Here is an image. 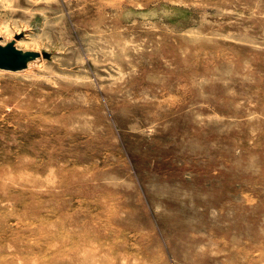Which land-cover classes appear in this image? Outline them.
<instances>
[{
  "label": "rangeland",
  "instance_id": "1",
  "mask_svg": "<svg viewBox=\"0 0 264 264\" xmlns=\"http://www.w3.org/2000/svg\"><path fill=\"white\" fill-rule=\"evenodd\" d=\"M0 37L50 53L0 70V264H264V0H0Z\"/></svg>",
  "mask_w": 264,
  "mask_h": 264
},
{
  "label": "water",
  "instance_id": "2",
  "mask_svg": "<svg viewBox=\"0 0 264 264\" xmlns=\"http://www.w3.org/2000/svg\"><path fill=\"white\" fill-rule=\"evenodd\" d=\"M40 57L49 59L50 53L19 48L15 45V39L3 43L0 40V70L22 71Z\"/></svg>",
  "mask_w": 264,
  "mask_h": 264
},
{
  "label": "bare ground",
  "instance_id": "3",
  "mask_svg": "<svg viewBox=\"0 0 264 264\" xmlns=\"http://www.w3.org/2000/svg\"><path fill=\"white\" fill-rule=\"evenodd\" d=\"M15 40H16V38H15ZM15 45H16V42H15ZM16 46H17V45H16ZM17 47H18V46H17ZM39 52H40V51H39ZM32 63H33V62H32ZM32 63H31V64H32ZM69 245H70V244H69ZM81 246H82V245H81ZM66 251H67V250H66ZM71 251H72V250H71ZM75 251H76V250H75ZM69 252H70V251H69ZM96 252H97V251H96ZM71 253H72V252H71ZM74 253H75V252H74ZM76 254H77V253H76ZM87 254H88V253H87ZM62 255H63V254H62ZM74 255H75V254H74ZM83 255H84V254H83ZM87 256H88V255H86V257H87ZM93 256H94V255H93ZM96 256H97V255H96ZM68 257L71 258L70 255H69ZM72 257H74V256H72ZM84 257H85V256H83V258H84ZM86 257H85L84 259H86V260L88 261V259H87ZM90 257H91V256H90ZM61 258H62V257H61ZM75 258H76V256H75ZM77 258H78V256H77ZM102 258H103V257H102ZM67 259H68V258H67ZM81 259H82V257H81ZM84 259H82L81 262L78 260V261L80 262L79 264H90V263H88V262H87L86 260H84ZM89 259H91V258H89ZM68 260H69V259H68ZM94 260H95V258H94ZM78 261H77V262H78ZM72 262H74V261H72ZM75 262H76V261H75ZM104 262H105V261H104ZM108 262H109V261H108ZM92 264H93V263H92ZM101 264H102V263H101Z\"/></svg>",
  "mask_w": 264,
  "mask_h": 264
}]
</instances>
